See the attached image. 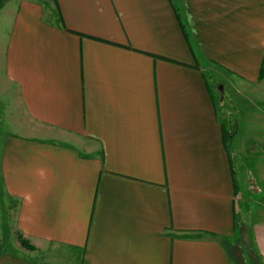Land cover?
Wrapping results in <instances>:
<instances>
[{"label": "crops", "instance_id": "1", "mask_svg": "<svg viewBox=\"0 0 264 264\" xmlns=\"http://www.w3.org/2000/svg\"><path fill=\"white\" fill-rule=\"evenodd\" d=\"M3 26L0 244L36 248L0 264H264L211 82L264 96V0H8Z\"/></svg>", "mask_w": 264, "mask_h": 264}, {"label": "rangeland", "instance_id": "2", "mask_svg": "<svg viewBox=\"0 0 264 264\" xmlns=\"http://www.w3.org/2000/svg\"><path fill=\"white\" fill-rule=\"evenodd\" d=\"M7 1L8 0H0V5H4ZM39 1H46L45 3L47 4L48 2L51 3V0ZM55 15V8H46V17L48 19H53L51 16ZM0 30L2 31V35H4V37H1V40L3 41L7 30L5 26ZM210 68L212 70L214 67ZM213 74L211 82L213 84L214 93L217 97L220 118L226 121L230 131H235L233 133L234 137L232 136L233 138L230 139V146L234 150L233 158L235 160L242 157V160H244L243 174L239 175L238 171L237 180L239 189L241 193L245 191L247 196L250 195L258 202L260 198L264 199V96L262 99L258 98L255 100L252 97V94L247 92V94L243 93V96L239 97L240 93L238 91V84L232 76L226 78L225 72L218 68L214 70ZM3 97L4 96L0 95V121L3 123L5 129L10 131V126L15 124L19 112L15 113L14 102H11L10 99L4 100ZM16 109L18 110V108ZM237 151L241 153V156L237 155ZM245 178H247V180H252V183L256 181V185L262 187V192L253 190V184L247 183ZM252 204L256 205V203ZM14 209L15 208L13 207V210H11V222H13V216L15 215ZM255 211L257 214L255 219L264 215V209H258ZM249 216L250 215H248V218H251V216ZM12 230L13 227L6 230V242L2 245L0 244V251H15L16 249L14 246L17 245L19 247V242L22 244V240H17L14 236V231L12 232ZM25 240L28 246L31 245L36 248L34 245L30 244L28 239ZM248 252L250 255L252 254L251 248H248ZM62 262L63 260L60 254L54 256V260L51 264H64ZM253 264L260 263L258 261L255 262L254 260Z\"/></svg>", "mask_w": 264, "mask_h": 264}, {"label": "trees", "instance_id": "3", "mask_svg": "<svg viewBox=\"0 0 264 264\" xmlns=\"http://www.w3.org/2000/svg\"><path fill=\"white\" fill-rule=\"evenodd\" d=\"M44 4H45V2L44 1H42ZM2 5H0V7H1ZM263 71H264V63H263V65H262V68H261V73L263 74ZM224 127H225V125H224ZM224 132H225V137H226V142H227V145L229 144L230 145V139L232 138V136H233V131H228L227 129H225L224 128ZM19 239L20 240H22V245H25V246H27V247H29L30 249H34V247L33 246H31V245H27V242H26V240L22 237V236H19Z\"/></svg>", "mask_w": 264, "mask_h": 264}]
</instances>
